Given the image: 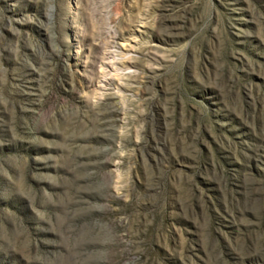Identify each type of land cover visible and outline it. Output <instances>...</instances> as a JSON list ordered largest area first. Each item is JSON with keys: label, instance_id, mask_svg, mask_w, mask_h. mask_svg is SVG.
I'll list each match as a JSON object with an SVG mask.
<instances>
[{"label": "rangeland", "instance_id": "374dc122", "mask_svg": "<svg viewBox=\"0 0 264 264\" xmlns=\"http://www.w3.org/2000/svg\"><path fill=\"white\" fill-rule=\"evenodd\" d=\"M0 264H264V0H0Z\"/></svg>", "mask_w": 264, "mask_h": 264}]
</instances>
